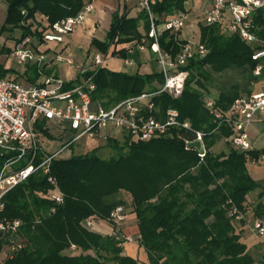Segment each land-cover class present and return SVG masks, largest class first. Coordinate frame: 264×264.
Returning <instances> with one entry per match:
<instances>
[{
	"label": "trees",
	"instance_id": "obj_1",
	"mask_svg": "<svg viewBox=\"0 0 264 264\" xmlns=\"http://www.w3.org/2000/svg\"><path fill=\"white\" fill-rule=\"evenodd\" d=\"M5 1L7 14L0 35L5 33L6 38L17 42L29 34H38L39 28L33 29V23L45 26L38 21L39 13L55 22L76 14L88 0ZM119 1L120 6L125 0ZM186 1L156 0L152 10L158 15L186 11ZM254 24L256 33L264 38V8L256 11ZM17 29L19 35L14 33ZM149 29L145 10L135 16L126 5L123 9L120 6L112 13L106 39L93 36L90 45L105 54L127 58L128 45L142 42ZM160 40L163 49L176 53L187 38L181 37L180 32L164 30ZM200 41L209 50L186 66L190 72L183 93L173 97L163 92L154 101L161 111L178 108L182 119H189L194 128L208 132L216 124L205 106L204 96L212 95L209 84L214 74L236 68L248 82L257 81L253 73L256 60L252 58L256 46L238 34L228 33L219 24H200ZM3 50L10 48L6 46ZM7 74L26 76L33 82L38 78L35 65L29 64L19 73L0 61V75ZM83 75L92 78L96 84L94 98L105 104L156 89L164 81L157 69L129 74L105 65L79 73L76 80ZM255 90L236 82L215 96L217 106L228 109L242 91L251 94ZM173 131V136L125 140L123 144L117 138H109L116 153L108 158L101 157L97 148L57 157L52 163V174L64 193L62 203L44 195L50 184L39 172L12 188L5 196L4 215L22 218L21 233L27 245L4 264H138L136 258L124 253L125 245L119 243L111 230H90L81 223L91 215L107 220L116 205H127L124 198H119L122 191L130 194L127 201L138 218L137 243L145 248L149 264H255L256 259L243 240L246 221L237 222L228 209L231 200L246 212L250 208L249 193L258 188L259 196H264V181L256 179L249 168L251 156H258L259 151L230 148L215 152L213 146L231 131L224 127L205 136L207 152L201 158L196 148L185 145V139L194 137L192 130ZM4 160L0 155V166ZM253 212L264 217V203L258 202ZM242 222L244 225L238 226ZM72 244L78 246L77 251L70 250ZM2 246L0 238V251Z\"/></svg>",
	"mask_w": 264,
	"mask_h": 264
},
{
	"label": "built area",
	"instance_id": "obj_2",
	"mask_svg": "<svg viewBox=\"0 0 264 264\" xmlns=\"http://www.w3.org/2000/svg\"><path fill=\"white\" fill-rule=\"evenodd\" d=\"M155 1L136 0L138 7L147 13L150 29L142 42L128 45V52L148 50L155 55L164 81L158 83L156 89H146L140 94L109 104L94 98L96 84L91 77L83 75L79 81L76 77L86 70L104 66L111 56L110 52L105 54L97 50L92 63L85 68L78 65L80 69L75 75L63 76L56 72L60 63L74 64V58L64 53L65 48H57V44H63L66 36L95 12L96 0H88L79 12L55 22H49L47 16L38 18L45 26L33 23V29L39 28L38 34H29V38L14 41L9 46L10 51L3 50L7 45L0 40V58L13 61L25 70L27 65H35L38 74L34 82L27 80L26 76L20 79L13 74L0 75V155L5 157L0 166V238L3 240L0 264H4L7 258L13 257L27 245L21 233L22 218L4 215L6 194L39 172L47 177L50 184L44 195L58 204L62 203L64 193L57 177L52 174V163L57 157L66 155L64 151L84 137L146 141L173 136V129L186 128L194 133L193 138L185 139L186 147L191 148L188 147L190 141L201 140L202 150L196 149L204 158L207 152L205 136L227 127L230 133L223 134L218 142L238 151H259V155L251 156L250 161L264 166V38L256 33L254 24L255 13L259 8H264V0H212L208 6L203 7L204 24L222 25L228 33L238 34L245 42L256 46L252 54L256 60L253 73L261 80L259 89L249 95L238 96L228 109L219 108L215 96H204L205 106L216 124L208 132L194 128L191 120L182 119L178 108L168 107L161 111L155 104L154 97L163 92L173 97L180 96L189 77L190 71L186 66L191 59L203 57L209 50L200 39L193 38H187L176 53L163 49L160 42L162 32L169 30L181 33L191 9L158 15L152 10ZM80 48L87 52L90 50V46L84 44H80ZM124 62L132 64L133 60L124 58ZM51 124L61 130L60 134H65L66 141L59 149L47 153L39 138L47 135V129L50 133L52 130L54 132ZM257 140L262 145H258ZM52 211H55V207ZM228 214L236 221L244 219L255 236L264 238L263 216L253 212L249 217L247 211L240 210L231 200ZM127 218V207L118 204L111 210L108 219L104 220L111 225L110 230L120 244L137 242L135 234L121 227ZM100 221L103 220L91 215L81 223L90 230H97ZM70 250L75 252L78 246L72 244Z\"/></svg>",
	"mask_w": 264,
	"mask_h": 264
},
{
	"label": "rangeland",
	"instance_id": "obj_3",
	"mask_svg": "<svg viewBox=\"0 0 264 264\" xmlns=\"http://www.w3.org/2000/svg\"><path fill=\"white\" fill-rule=\"evenodd\" d=\"M3 1V0H2ZM0 1V2H2ZM208 0H187L186 5L188 7L189 13H188V20L183 28L182 35L187 38H193L195 40L200 39V24H204V21L202 20L203 13H204V8L203 6H206ZM120 1L119 0H107V2L104 4V6H119ZM99 0L96 1V6H98ZM126 5V8L128 9L129 13L131 15H138L140 12V7H138V4L136 0H131L129 2L124 1L120 4V6L123 9V6ZM134 6V7H133ZM130 7V8H129ZM6 10V6H0V17L4 16ZM104 12V11H103ZM106 13H104L105 15ZM104 18L100 19L98 23L96 24H91L89 28L85 26V22L79 25V27L69 35H67L66 39L70 40L68 41V45L70 48H72L75 52L80 53L82 56L77 57L75 59V69L76 72L78 73L79 71V66L88 67L92 63V58L97 51L95 46L90 45L91 40L94 37L98 38L99 40H105L106 39V32H107V27H105L106 24H104ZM201 22V23H200ZM144 20L141 21L140 28L143 31L144 30ZM0 27H1V21H0ZM15 35L20 34V29H17L15 32ZM94 34V35H93ZM7 34H1L0 35V40L3 42H6L7 47L13 45V42L15 41L14 39L11 38H6ZM25 37H30V35H27ZM80 44H84L85 46H90V50L87 52L86 49H81ZM65 45V44H64ZM54 46V44H53ZM60 45L57 44V48H59ZM65 54L69 53V50H65ZM129 59L133 60L132 64H125L124 58L120 56H110L106 60L105 66L109 69L116 70V71H123L127 72L129 74H134L136 72H139V60H140V53L138 50H135L134 53H129L128 57ZM0 61L5 63V65H8L10 67L15 68L19 73H21V70L24 68L18 64H16L13 61H8L4 60L3 58H0ZM152 64V65H151ZM151 64L149 63L148 69L152 67V69H157L159 70L157 61L155 59V55H153V58L151 60ZM77 65V66H76ZM56 72L60 75L67 76V71L66 67L64 64L60 63V67H56ZM22 75L19 76L21 79ZM239 82L243 85L247 84V86L254 90V89H259L261 87V80H257L255 82H248L246 80V77L244 73H242L240 70L236 68L228 69L224 72L221 73H216L214 74V80L209 84L210 87V92L213 96H217L220 90L222 89H227L229 88L232 84ZM250 93L247 91H242L240 95H249ZM52 128L54 129L51 131L47 129L45 133L47 135L41 136L40 142L42 143L43 150L47 153L53 152L57 149H59L63 144H65L66 141V136L65 134H60L61 130L56 129L55 124H51ZM56 127V128H55ZM108 138L100 137V138H88L84 137L81 140L77 141L74 146L68 147L64 151V156H71L73 154H78L85 152L87 150H92L94 148H97L98 154L103 157V158H108L116 153V150L112 147L110 144V140ZM120 144H123L125 140L123 138L118 139ZM256 143L258 145H262V142L260 140H257ZM213 150L215 152H220V151H229L230 149L225 146L224 144L217 142L213 146ZM249 168H251L252 174H257L258 172H261L264 175V166L258 165V164H252L249 162ZM261 181H264L262 179ZM260 189H256L252 192L249 193V200H250V208L247 210L248 216L250 217L253 214V208L258 202H263L264 203V196L260 197L259 196ZM119 198H124L126 201V204L128 206L131 205L130 202L127 200H130V194L122 191L119 193ZM132 206V205H131ZM240 222V221H237ZM125 223V222H124ZM238 226H241L244 223H237ZM135 237L137 238L136 234ZM243 240L247 243L250 252L253 254V256L256 259L255 264H262L264 260V238L255 236L251 230L250 226L247 225L245 229H243ZM132 247L127 245L125 246L124 250L126 252H131ZM107 264H112L111 262H106Z\"/></svg>",
	"mask_w": 264,
	"mask_h": 264
},
{
	"label": "crops",
	"instance_id": "obj_4",
	"mask_svg": "<svg viewBox=\"0 0 264 264\" xmlns=\"http://www.w3.org/2000/svg\"><path fill=\"white\" fill-rule=\"evenodd\" d=\"M0 1H2V0H0ZM96 1H98V0H96ZM211 1L212 0H208V2L206 3L207 4L206 6H208L211 3ZM106 2H107V0H99V4H98V6H96L95 12L91 16H89V18L85 21V26L87 28H89L90 22H92L91 24H95V27H96V24L98 23V21L100 19L104 18L105 19L104 20V24L107 23V25H105V27H107V30H108V28L110 26V23H111L112 13H113V11H115L120 6H104V4ZM0 6H6V10H5L4 16H2V18L0 17V21H1V24H2L4 22L6 14H7V2L5 0H3L2 2H0ZM206 6H203V7H206ZM187 9H188V7H187ZM104 13H106V14L104 15ZM42 16H43V14H41V13H39L37 15V17L39 19L42 18ZM182 31L180 33V36L184 37L182 35ZM66 38H65V42L63 44H61L59 48L62 47V48H65V50H69V54L74 58V64H75V59L77 57H81L82 55L80 53H78V52H75L72 48H70V46L68 45L69 44L68 41H70V40H67ZM138 51L140 53V60H139V65H138L139 66V70L138 71L141 72V73L151 72L153 70L152 67L148 69L147 65L149 63L151 64V60L153 58V54L150 51H148V50H143V51L142 50H138ZM74 64H72V65L64 64V66L66 67L67 75H69V74L70 75H75L77 73ZM24 70H25V68H23L21 70V73ZM254 175H255L256 179H259V180L264 179V175L261 172H258L257 174H254ZM125 206L128 209V218H127V220L124 221L125 223L123 222L121 224V227H122V229L124 231H126L128 233L137 234L138 231H139V227H138V218L136 216V213L133 211V206H131V205L130 206L125 205ZM96 228L99 231L107 232V231L110 230V225L107 222H105V221H100V222L97 223ZM124 245L125 246L129 245V246L132 247L130 249L131 252H126L124 250V253H126L128 255H131L134 258H136L138 260V264H149L148 254H147V252H146V250H145V248L143 246H140V244H138L137 242L126 243ZM125 246H124V248H125Z\"/></svg>",
	"mask_w": 264,
	"mask_h": 264
},
{
	"label": "water",
	"instance_id": "obj_5",
	"mask_svg": "<svg viewBox=\"0 0 264 264\" xmlns=\"http://www.w3.org/2000/svg\"><path fill=\"white\" fill-rule=\"evenodd\" d=\"M188 147L197 148L198 150H202V142L201 140L190 141L188 143Z\"/></svg>",
	"mask_w": 264,
	"mask_h": 264
}]
</instances>
